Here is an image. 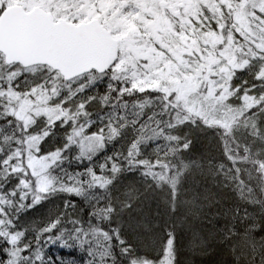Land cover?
<instances>
[{"label":"snow or ice","instance_id":"1","mask_svg":"<svg viewBox=\"0 0 264 264\" xmlns=\"http://www.w3.org/2000/svg\"><path fill=\"white\" fill-rule=\"evenodd\" d=\"M240 71L250 86L233 85ZM136 93L156 95L126 99ZM58 126L71 129L62 146L43 151ZM207 129L226 162L194 154ZM129 131L127 168L115 156L100 174L64 167ZM133 170L140 186L122 191ZM57 193L87 203V219L66 200L46 223L19 225ZM149 198L162 201L155 216ZM213 207L236 264H264V0H0V264H54L43 244L79 248L87 264H178V225L203 243L198 222Z\"/></svg>","mask_w":264,"mask_h":264},{"label":"trees","instance_id":"2","mask_svg":"<svg viewBox=\"0 0 264 264\" xmlns=\"http://www.w3.org/2000/svg\"><path fill=\"white\" fill-rule=\"evenodd\" d=\"M247 81L250 86L252 83L251 75L246 71H240L237 73V76L233 80L234 86L244 85V82ZM106 81L99 84L95 89L91 90L89 94H103L106 91L105 88ZM155 96V93H136L132 97H126V99L133 100L137 98H142L145 95ZM243 94V91L240 93ZM255 94V93H252ZM234 101H239L233 97ZM91 111H97L98 106L94 105ZM98 121H96L92 127L87 130L88 134L92 132H98L99 128L102 127ZM70 128L57 127L54 129L55 135L48 138L46 142L42 144L43 151L54 150L57 147H61L66 131H70ZM185 132H188V129H184ZM133 133L129 131L123 138L109 142L105 149L97 153L93 157V161L89 162L85 160L83 163H77L73 161L71 165L65 164L64 167L67 168L70 172L85 170L86 166H92L96 170L97 174H100L99 164L104 163L106 158L109 156H115L119 159L121 163L125 164L123 161L121 153L126 154L129 142L131 141ZM218 138L216 137L214 130L207 129L201 131L197 134L195 139V152L194 154L199 156L203 154L205 157L214 156L217 162H226V158L223 157V144L222 142H217ZM152 149L149 148L146 150V155H150ZM77 151L74 149L72 155H76ZM141 180L140 172L133 171H124L120 177V185L122 191H127L128 185H134L139 187V182ZM225 200L230 202V197L225 196ZM66 200L74 201L79 209V215L87 219V214L90 213L91 209L88 204L85 203L81 198L69 196L65 193H57L55 195L49 196L47 199L41 201L39 204L35 205L30 209H26L19 213L18 223L21 227H29L42 223H46L50 217H54L58 212L63 211V205ZM31 203V198L25 202ZM160 207L162 210V201L154 200L149 198L145 201L143 205V212L145 216H155L157 214V208ZM207 218H201L198 222L199 228L204 236L203 243H194L191 240V233L187 228L181 229L178 225L177 227V247L178 255L177 261L178 264H236L237 257L232 251L231 245L220 238L216 234V230L221 226L223 220L221 217L216 215L217 208L213 207L211 210L206 209ZM167 219V217H165ZM219 219L221 224H216L215 221ZM157 224L160 223L159 220L156 221ZM71 227V225H67ZM33 234H28V239L31 240ZM129 239L138 244V250L142 255H146L148 258H156L159 255V247L156 245L154 240H146L143 236L130 235ZM179 239V241H178ZM199 245V246H198ZM43 250L46 253L45 259L51 257L54 264H60L61 260H74L76 264H87L90 257L87 256L85 251H82L79 248L69 250L67 248H61L59 245L53 244H43Z\"/></svg>","mask_w":264,"mask_h":264},{"label":"rangeland","instance_id":"3","mask_svg":"<svg viewBox=\"0 0 264 264\" xmlns=\"http://www.w3.org/2000/svg\"><path fill=\"white\" fill-rule=\"evenodd\" d=\"M232 102L235 103V104L240 103V101H238V102L237 101H234L233 98H232Z\"/></svg>","mask_w":264,"mask_h":264},{"label":"bare ground","instance_id":"4","mask_svg":"<svg viewBox=\"0 0 264 264\" xmlns=\"http://www.w3.org/2000/svg\"><path fill=\"white\" fill-rule=\"evenodd\" d=\"M216 232V231H215ZM178 241H179V239H178ZM199 246V245H198Z\"/></svg>","mask_w":264,"mask_h":264}]
</instances>
